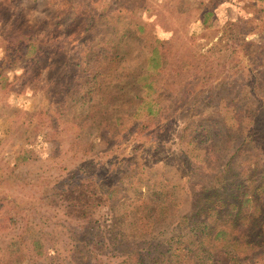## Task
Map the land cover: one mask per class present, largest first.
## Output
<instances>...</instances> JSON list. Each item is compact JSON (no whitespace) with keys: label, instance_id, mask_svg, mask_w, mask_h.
Here are the masks:
<instances>
[{"label":"rangeland","instance_id":"rangeland-1","mask_svg":"<svg viewBox=\"0 0 264 264\" xmlns=\"http://www.w3.org/2000/svg\"><path fill=\"white\" fill-rule=\"evenodd\" d=\"M242 169L256 243L216 264H264V0H0L1 254L12 239L26 262L39 237L38 264H146L208 213L229 222ZM80 170L122 176L111 202L131 203L74 219Z\"/></svg>","mask_w":264,"mask_h":264},{"label":"trees","instance_id":"trees-1","mask_svg":"<svg viewBox=\"0 0 264 264\" xmlns=\"http://www.w3.org/2000/svg\"><path fill=\"white\" fill-rule=\"evenodd\" d=\"M239 144H242V141ZM239 144L237 148L241 146ZM226 163L229 166V161H226ZM242 174L246 178L245 182L248 183H242L243 189L240 192L238 203L233 204L235 210L230 212L231 219L229 222L223 218L218 222L217 220L220 216L216 210L208 213L205 219L200 220L195 227L190 229L189 233L184 235V238H181V235H177L172 238L174 239L173 243L168 241L163 244L158 254L151 256L146 264H216L221 257L218 253L219 247L233 248V246L254 245L256 242L248 240L246 233L248 228L254 223V212L250 211L249 206L250 204H254L255 207L259 206L258 192L262 188H260L261 185L255 186L249 180L246 170L242 169ZM97 177L83 170L73 173L70 175L73 180L71 182L72 188L70 190H62L60 193L64 197L66 213L74 219L90 220L89 222H91V216L100 208H107L109 211L115 208L113 212L117 214L118 207H126L131 203L130 200L127 201L125 198L117 200V203L111 202L122 189L121 184H119L122 183V176L119 179V183L115 184L111 189L106 188L105 183L98 182ZM253 187H255V191ZM257 189L260 190L258 191ZM122 218L123 216L121 215L114 216L115 223H121ZM10 221L13 222L14 218L11 217ZM135 224L143 227L142 232L144 233L151 231V222L143 215H139ZM76 236L75 245H72L75 249L74 252L84 251V248L85 252L91 251L87 245L89 241L84 239V237L79 238L78 232H76ZM34 243L35 253L30 252L32 254V256H29L31 259L22 262V256L25 252L24 248L21 247L18 241L9 240L6 248L7 255L0 252V264H38L37 258L41 254L40 238L37 237ZM101 247L103 246L100 245L99 249ZM133 253L132 251L124 253L122 260H119L117 264H128L125 263L126 259ZM90 257L84 253L82 259L85 258L87 260ZM62 264H75V262Z\"/></svg>","mask_w":264,"mask_h":264}]
</instances>
